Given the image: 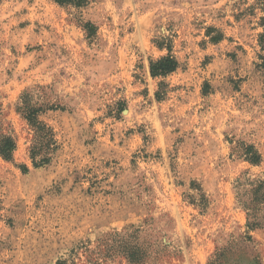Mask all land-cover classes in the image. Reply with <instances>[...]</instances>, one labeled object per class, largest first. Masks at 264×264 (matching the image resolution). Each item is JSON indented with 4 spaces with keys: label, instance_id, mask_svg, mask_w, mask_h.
I'll list each match as a JSON object with an SVG mask.
<instances>
[{
    "label": "rangeland",
    "instance_id": "obj_1",
    "mask_svg": "<svg viewBox=\"0 0 264 264\" xmlns=\"http://www.w3.org/2000/svg\"><path fill=\"white\" fill-rule=\"evenodd\" d=\"M240 1L0 0V119L18 144L0 157V264H56L151 219V238L171 245L158 264H264V229L247 227L234 191L243 172L264 176L263 29L237 19ZM161 40L180 66L154 78ZM27 91L59 144L46 167L16 112ZM231 140L262 163L232 156Z\"/></svg>",
    "mask_w": 264,
    "mask_h": 264
},
{
    "label": "trees",
    "instance_id": "obj_2",
    "mask_svg": "<svg viewBox=\"0 0 264 264\" xmlns=\"http://www.w3.org/2000/svg\"><path fill=\"white\" fill-rule=\"evenodd\" d=\"M61 6L73 7L81 10L90 5L93 0H52ZM247 0L237 3L239 14L237 19L245 16L259 17V26L263 32L259 35L262 61L259 68L264 72V0H254L249 7ZM243 8V9H242ZM91 36L96 34L95 26L87 22L83 26ZM219 38L213 39L219 42ZM160 49H167L168 55L156 61H151L150 72L154 78H166L175 73L180 66L178 59L172 54L171 43L165 40L157 41ZM34 93L25 92L17 107V113L28 123L32 132L30 155L35 167L49 166L54 155L59 150V144L54 129L41 120L46 114V108L40 101L34 102ZM236 144L233 147L232 156L243 159L251 165L258 166L262 163V155L255 145L241 140L230 141ZM17 136L15 131L7 122L0 119V157L12 161L17 151ZM24 170L28 168L24 166ZM234 191L237 206L246 214L247 227L253 229H264V176L252 175L249 171L243 172L235 181ZM193 204L197 205L195 201ZM203 212L208 208L209 201L201 194L198 203ZM154 220H146L139 226H130L123 231H113L99 237L95 242L87 240L85 243L72 249L65 258L58 260L56 264H112L118 258L124 259L128 264H158V258L168 252L170 244L151 238Z\"/></svg>",
    "mask_w": 264,
    "mask_h": 264
}]
</instances>
